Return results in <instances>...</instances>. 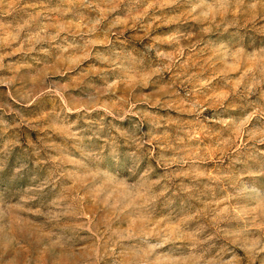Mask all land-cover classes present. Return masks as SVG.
<instances>
[{
    "label": "rangeland",
    "instance_id": "obj_1",
    "mask_svg": "<svg viewBox=\"0 0 264 264\" xmlns=\"http://www.w3.org/2000/svg\"><path fill=\"white\" fill-rule=\"evenodd\" d=\"M0 264H264V0H0Z\"/></svg>",
    "mask_w": 264,
    "mask_h": 264
}]
</instances>
